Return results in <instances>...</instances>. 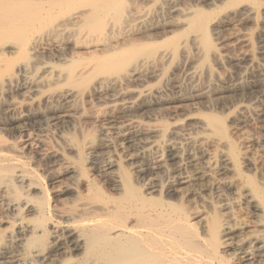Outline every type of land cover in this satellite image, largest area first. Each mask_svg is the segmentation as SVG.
I'll use <instances>...</instances> for the list:
<instances>
[{
	"label": "bare ground",
	"instance_id": "1",
	"mask_svg": "<svg viewBox=\"0 0 264 264\" xmlns=\"http://www.w3.org/2000/svg\"><path fill=\"white\" fill-rule=\"evenodd\" d=\"M262 121L264 0H0V264H264Z\"/></svg>",
	"mask_w": 264,
	"mask_h": 264
},
{
	"label": "rangeland",
	"instance_id": "2",
	"mask_svg": "<svg viewBox=\"0 0 264 264\" xmlns=\"http://www.w3.org/2000/svg\"><path fill=\"white\" fill-rule=\"evenodd\" d=\"M254 35L251 36V48L252 50H254V52H257V49H258V37L256 36V33L254 32L253 33ZM260 126L264 125V121H262L260 124ZM264 127V126H262Z\"/></svg>",
	"mask_w": 264,
	"mask_h": 264
}]
</instances>
